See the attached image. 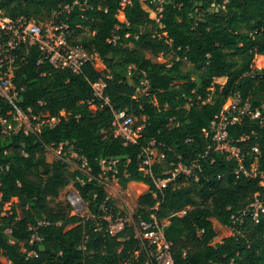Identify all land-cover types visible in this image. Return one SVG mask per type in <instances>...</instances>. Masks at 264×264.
<instances>
[{"label":"trees","instance_id":"16d2710c","mask_svg":"<svg viewBox=\"0 0 264 264\" xmlns=\"http://www.w3.org/2000/svg\"><path fill=\"white\" fill-rule=\"evenodd\" d=\"M75 1L0 0L10 16L38 21L73 5L62 17L82 26L79 42L105 65L102 70L86 62L78 73L56 69L30 49L16 70V103L35 116H58L52 127L5 132L2 119L13 127L17 121L12 104L0 97V211L13 199L22 210L12 206L0 215V255L7 260L0 264H151L132 225L110 233L104 216L115 217L120 209L100 181L102 159L115 160L108 175L137 200L135 216L148 219L155 212L170 219L165 234L176 264H264V211L256 221L250 209L256 193L264 206V123L244 118L227 126L245 165L258 159L257 178L238 176V161L215 150L212 139V122L236 94L264 117V68L255 63L258 55L264 62V0H163L160 16L146 11L142 0ZM145 2L157 9L153 0ZM122 8L126 21L119 19ZM185 64L199 72L197 81ZM219 77L226 82H216ZM99 79L107 84L104 106L99 99L88 102ZM120 111L138 118L134 142L114 134V113ZM152 140L166 151L153 166L155 176H166L171 162L181 161L194 165L198 180L181 176L158 189L140 168ZM49 148H61L52 162ZM70 149L80 158L73 171ZM71 183L89 217L73 214L67 201L52 202ZM216 224L230 232L220 241Z\"/></svg>","mask_w":264,"mask_h":264},{"label":"built area","instance_id":"2783aa9c","mask_svg":"<svg viewBox=\"0 0 264 264\" xmlns=\"http://www.w3.org/2000/svg\"><path fill=\"white\" fill-rule=\"evenodd\" d=\"M122 1L126 2L127 0ZM153 2L157 5L155 13L160 16L163 0H153ZM76 3H79V1L76 0L74 4ZM123 8L120 11L121 16L119 14V19L121 21H126ZM72 9L73 5L64 4L54 10L50 18L38 21L24 17H12L6 13L4 9L0 8V97L5 98L12 104V115L17 121L16 127H13L11 124L6 123L5 119H2L5 132L22 129L27 134L39 130L42 126L52 127L60 120L58 116H50L49 114L35 116L30 113L31 109H28L27 113L16 103L20 93L14 81L16 70L26 61L32 47H36L39 52V62L47 61L56 69H70L78 73L86 62H91L98 67L100 66L102 70L105 69V65L101 58L97 54L89 52L79 42L82 35L78 33L77 28H81L82 26L77 25L76 27H72L70 23L62 17L68 15ZM106 85V81L103 79H99L97 82L92 83L93 97L88 102L99 99L103 101L100 106L109 104V97L105 94ZM20 89H23V87H20ZM40 103L42 102L40 101ZM62 112L64 113V111ZM244 118H249L251 120L258 119L261 124L264 123L261 109L252 107L248 100L243 102L241 96L236 94L233 97L232 104L224 108L217 116L216 120L212 122V139L215 144L214 149L222 153H227L229 158H234L238 161V168L236 170L238 176L243 174L248 178H257L260 175L258 159L255 158L254 161L251 162L250 167H247L243 161V154L228 137L227 126L231 123L241 122ZM35 119L37 120L36 123L34 122ZM137 121V117L127 114L125 111L115 112L112 121L114 134L123 137L126 140L125 143L134 142L135 136L141 127L136 126ZM150 144L152 145L145 147L141 153L140 168L153 177L158 189L167 187L170 182H174L181 176L188 178L194 175L195 180H198V176L194 173V165H187L181 161L177 163L171 162L170 169L165 173L166 176H155L152 170L153 166L163 162L166 158V151L163 145L161 143H156L155 140H152ZM253 149L254 152L258 153L257 147ZM168 150L171 151V148H168ZM100 163L104 173H106V168L111 170L115 164V160L102 159ZM82 166L87 172L86 160H83ZM112 177L116 178L114 175ZM261 183L264 185L263 181ZM154 195L156 196L155 193ZM69 200L73 209V214L80 215L75 210V205L77 204H82L88 210L87 203L82 199L76 189L71 192ZM102 208L106 209L108 212L105 205H102ZM154 208H158V205ZM250 209L254 218L258 221L259 211H264L261 193L255 194V199ZM185 212L186 209L175 214L182 215ZM104 217L109 221V229L112 234L123 229L126 223L132 225L136 237L147 248L151 264H176L172 250L173 242L169 240L165 234V227L170 222L168 217L159 218L155 212H152L148 219L141 215L130 218L125 214H120V212L115 217H112L110 213ZM42 223L44 222H40V224ZM35 237L36 235H33L31 241H33Z\"/></svg>","mask_w":264,"mask_h":264},{"label":"rangeland","instance_id":"374dc122","mask_svg":"<svg viewBox=\"0 0 264 264\" xmlns=\"http://www.w3.org/2000/svg\"><path fill=\"white\" fill-rule=\"evenodd\" d=\"M142 6L146 11H154L156 9H152L149 7V5L142 0ZM121 16V14H120ZM147 30H150V27L146 28ZM147 56L151 57L154 60H157L158 58H163L162 56H156L150 52H147ZM170 58V57H169ZM255 63L258 67L264 68V62L262 61L261 58H259V56H257L255 58ZM100 68V66H99ZM183 68L185 70H190L192 72V78L197 81L199 78V72L193 67V65L191 64H185L183 66ZM227 78L226 77H219L216 79V82L220 83V84H224L226 82ZM29 120V119H28ZM30 121V120H29ZM60 149L61 148H49L48 153L46 154V158L49 162H52L53 160L59 158V154H60ZM70 156L68 157V162H69V168L71 171L78 169L80 167V164L78 163V159H80L77 154L70 149ZM81 169L83 172H86V169L81 165ZM108 170H110L109 168H106V173H104L101 177H100V181L101 183L105 186V188L107 189L109 195L114 199V202L116 204V206L120 209V212L124 213L125 215H127L130 218H135V214L137 211V208L139 207L137 200L130 194V192L128 190L122 189L119 185L118 179L114 178V177H110L108 175ZM75 190V187L73 185V183H71L70 185L66 186L64 189L61 190L60 195L53 199L52 202H56V201H64V202H70L69 200V196L71 194V192H73ZM12 206H16L18 208V211L20 212V214H22V210L20 207L19 202L16 199H13L10 203H8L3 211H0V215H4L6 212H10L11 207ZM75 210L77 213H79L82 216H89V211L87 210V208H85L82 204H77L75 205ZM217 231H218V237L216 239V241H220L222 240V238H224L227 234H229L230 232L226 230V227L224 226H219L218 224L215 225ZM0 259L7 263V260L0 255Z\"/></svg>","mask_w":264,"mask_h":264},{"label":"crops","instance_id":"0c3cea01","mask_svg":"<svg viewBox=\"0 0 264 264\" xmlns=\"http://www.w3.org/2000/svg\"><path fill=\"white\" fill-rule=\"evenodd\" d=\"M258 56H262V55H258ZM219 226H221V225H219Z\"/></svg>","mask_w":264,"mask_h":264}]
</instances>
